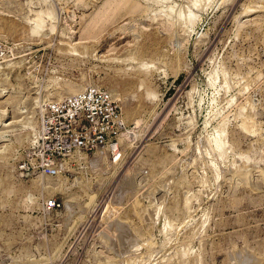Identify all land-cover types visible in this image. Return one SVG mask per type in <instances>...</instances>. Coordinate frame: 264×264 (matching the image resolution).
Returning a JSON list of instances; mask_svg holds the SVG:
<instances>
[{
	"label": "rangeland",
	"instance_id": "rangeland-1",
	"mask_svg": "<svg viewBox=\"0 0 264 264\" xmlns=\"http://www.w3.org/2000/svg\"><path fill=\"white\" fill-rule=\"evenodd\" d=\"M89 87L120 157L30 171ZM0 264H264V0H0Z\"/></svg>",
	"mask_w": 264,
	"mask_h": 264
},
{
	"label": "built area",
	"instance_id": "built-area-1",
	"mask_svg": "<svg viewBox=\"0 0 264 264\" xmlns=\"http://www.w3.org/2000/svg\"><path fill=\"white\" fill-rule=\"evenodd\" d=\"M117 120L116 104L98 87L48 102L40 119L36 154L39 172L57 174L60 161L68 157L98 151L114 154L115 136L110 135V130ZM55 205L52 200L47 207Z\"/></svg>",
	"mask_w": 264,
	"mask_h": 264
},
{
	"label": "bare ground",
	"instance_id": "bare-ground-1",
	"mask_svg": "<svg viewBox=\"0 0 264 264\" xmlns=\"http://www.w3.org/2000/svg\"><path fill=\"white\" fill-rule=\"evenodd\" d=\"M131 1V0H130ZM41 2V1H40ZM129 2V1H128ZM45 3H47V1L45 2ZM130 3V2H129ZM40 5V4H39ZM177 5H178V3H177ZM133 6V5H132ZM181 6V5H180ZM135 7H137V4H134V6H133V8H135ZM136 9V8H135ZM174 9V5H173V7H172V9L171 10H173ZM181 9V8H180ZM176 10V9H175ZM136 11V10H135ZM179 11V10H178ZM184 11V10H183ZM183 11L181 12V13H183ZM41 12V11H40ZM43 12V11H42ZM178 13V12H177ZM47 14V13H46ZM48 15V14H47ZM178 15H180V13L179 14H177V16ZM41 16V15H40ZM39 15H38V17H40ZM183 16H184V14L181 16L182 18H183ZM42 17V16H41ZM179 17V16H178ZM38 19V21L37 22H39V19L40 18H37ZM36 19V20H37ZM174 20H175V17L173 18ZM177 19V18H176ZM184 19H185V17H184ZM42 19H40V21H41ZM180 20V19H179ZM183 20V19H182ZM43 21V20H42ZM42 21L41 22H39V23H42ZM36 22V21H35ZM172 22V21H171ZM182 22V21H181ZM43 24V23H42ZM41 24V25H42ZM36 25H38V24H35V26ZM41 25H38V26H36L35 28H39L40 29V27L39 26H41ZM42 27V26H41ZM43 27H44V24H43ZM34 28V27H33ZM37 28V30H39ZM37 30L35 29V31L34 32H37ZM42 31V30H41ZM109 157H112V159L113 160H117L118 159V157H120V152L119 151H116V152H114V154L112 155V156H109ZM29 167H30V171H37V169H38V163L37 162H29ZM29 171V172H30Z\"/></svg>",
	"mask_w": 264,
	"mask_h": 264
}]
</instances>
